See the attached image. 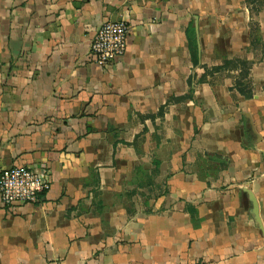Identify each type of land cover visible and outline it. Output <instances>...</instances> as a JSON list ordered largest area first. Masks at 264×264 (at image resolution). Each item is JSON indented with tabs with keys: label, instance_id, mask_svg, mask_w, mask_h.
<instances>
[{
	"label": "crops",
	"instance_id": "1",
	"mask_svg": "<svg viewBox=\"0 0 264 264\" xmlns=\"http://www.w3.org/2000/svg\"><path fill=\"white\" fill-rule=\"evenodd\" d=\"M14 166L49 188L0 204V264H264V0H0Z\"/></svg>",
	"mask_w": 264,
	"mask_h": 264
},
{
	"label": "built area",
	"instance_id": "2",
	"mask_svg": "<svg viewBox=\"0 0 264 264\" xmlns=\"http://www.w3.org/2000/svg\"><path fill=\"white\" fill-rule=\"evenodd\" d=\"M129 27L125 21L104 22L90 43V56L99 68H108L123 57ZM49 188L48 171L31 166H14L0 172V204L3 207L38 202Z\"/></svg>",
	"mask_w": 264,
	"mask_h": 264
},
{
	"label": "trees",
	"instance_id": "3",
	"mask_svg": "<svg viewBox=\"0 0 264 264\" xmlns=\"http://www.w3.org/2000/svg\"><path fill=\"white\" fill-rule=\"evenodd\" d=\"M161 112H162V109L159 111V114H161Z\"/></svg>",
	"mask_w": 264,
	"mask_h": 264
}]
</instances>
